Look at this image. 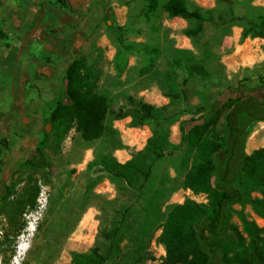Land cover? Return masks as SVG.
<instances>
[{"label": "rangeland", "instance_id": "374dc122", "mask_svg": "<svg viewBox=\"0 0 264 264\" xmlns=\"http://www.w3.org/2000/svg\"><path fill=\"white\" fill-rule=\"evenodd\" d=\"M166 1L151 10L149 0H0V93L7 87L0 97V264H75V253L94 248L110 250L103 264H161L166 246L159 236L171 206L212 204L208 193L185 186L194 154L182 144L183 130L227 90L262 92L264 34L244 33L257 30L264 0H186L191 9L213 11L197 37L185 34L196 22L170 17ZM75 59L100 71L97 92L109 103L103 131L86 140L73 127L62 140L49 126L54 171L22 166ZM185 61L210 74H187ZM144 104L161 117L144 118ZM225 113L213 123L216 131L224 129ZM155 131L166 134L170 151L142 186L100 171L104 161L131 159ZM263 147L264 121H251L245 153ZM249 196L263 198L256 189ZM242 216L264 228L250 203H234L229 232L208 240L237 242L239 233L246 243Z\"/></svg>", "mask_w": 264, "mask_h": 264}, {"label": "trees", "instance_id": "16d2710c", "mask_svg": "<svg viewBox=\"0 0 264 264\" xmlns=\"http://www.w3.org/2000/svg\"><path fill=\"white\" fill-rule=\"evenodd\" d=\"M157 0H149V8L156 9ZM163 9L170 17H182L196 22L185 30L190 37L203 31L202 23L210 20L213 11L191 9L186 0H167ZM252 37L264 34V18L259 19ZM120 37V28L114 27ZM182 67L187 74L209 75L202 65L185 61ZM100 71L88 65L84 59H75L64 72L61 99L57 100L47 124L58 130L63 140L71 128L76 127L86 140L97 138L103 131V121L109 112L107 99L97 92ZM260 95L245 94L244 90L222 93L210 105L209 111L188 122L183 130L182 144L193 149L192 166L185 175V186L193 192H206L212 198L210 206L187 199L174 204L164 220L159 240L166 246V258L161 264H264V228L241 217L247 242L237 233L239 240H228L221 245L208 240L226 235L231 229L230 206L248 202L258 215L264 217V147L253 155L245 153V140L251 121H264V83ZM243 92V93H242ZM144 118L159 119L157 109L146 106ZM225 113V127L216 131L212 126ZM51 132L44 134L22 166L54 171V164L47 153ZM170 151L166 134L155 131L145 147L125 163L117 160L104 161L100 171L140 186L151 174L153 164ZM259 190L263 198H251L249 190ZM10 193L7 191L3 200ZM111 257L92 249L86 253H75V264H103Z\"/></svg>", "mask_w": 264, "mask_h": 264}, {"label": "crops", "instance_id": "0c3cea01", "mask_svg": "<svg viewBox=\"0 0 264 264\" xmlns=\"http://www.w3.org/2000/svg\"><path fill=\"white\" fill-rule=\"evenodd\" d=\"M16 5H17V2H16ZM5 7H7V5H6ZM10 7H12V6H10ZM15 7H16V6H15ZM0 63H1V60H0ZM2 70H3V69H2V67L0 66V75H1ZM14 70H15V69H14ZM14 79H16V78H15V74H13V80H14ZM14 81H15V80H14ZM6 88H7V87H3V90H2L3 92L0 93V97H2V96H4V95L7 94ZM4 106H5V105H4ZM2 110H3V106H2V104H0V111H2Z\"/></svg>", "mask_w": 264, "mask_h": 264}, {"label": "water", "instance_id": "95a60500", "mask_svg": "<svg viewBox=\"0 0 264 264\" xmlns=\"http://www.w3.org/2000/svg\"><path fill=\"white\" fill-rule=\"evenodd\" d=\"M48 129H49V124L46 125V130H48Z\"/></svg>", "mask_w": 264, "mask_h": 264}, {"label": "bare ground", "instance_id": "6f19581e", "mask_svg": "<svg viewBox=\"0 0 264 264\" xmlns=\"http://www.w3.org/2000/svg\"><path fill=\"white\" fill-rule=\"evenodd\" d=\"M19 249H20V252H21V250H24V251H25V249H24V248H22V247H21V248H19Z\"/></svg>", "mask_w": 264, "mask_h": 264}, {"label": "built area", "instance_id": "2783aa9c", "mask_svg": "<svg viewBox=\"0 0 264 264\" xmlns=\"http://www.w3.org/2000/svg\"><path fill=\"white\" fill-rule=\"evenodd\" d=\"M2 233V230H1V228H0V234Z\"/></svg>", "mask_w": 264, "mask_h": 264}]
</instances>
